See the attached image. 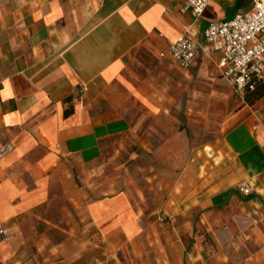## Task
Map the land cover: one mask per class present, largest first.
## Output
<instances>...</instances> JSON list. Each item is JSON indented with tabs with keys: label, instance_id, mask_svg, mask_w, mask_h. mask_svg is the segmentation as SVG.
<instances>
[{
	"label": "crops",
	"instance_id": "crops-1",
	"mask_svg": "<svg viewBox=\"0 0 264 264\" xmlns=\"http://www.w3.org/2000/svg\"><path fill=\"white\" fill-rule=\"evenodd\" d=\"M183 2L0 0V148L11 146L0 154V264H264V95L229 110L220 75L197 78L219 74L200 47L189 68L170 65V89L139 70L156 60L149 69L164 75L169 42L188 28L202 44L209 22L250 0H210L198 22ZM196 84L210 87L202 108ZM181 110L186 127L154 144L144 123L158 131ZM211 117L213 135L193 137L192 122ZM137 143L145 184L118 189L116 156ZM244 181L249 195L236 190Z\"/></svg>",
	"mask_w": 264,
	"mask_h": 264
},
{
	"label": "built area",
	"instance_id": "built-area-1",
	"mask_svg": "<svg viewBox=\"0 0 264 264\" xmlns=\"http://www.w3.org/2000/svg\"><path fill=\"white\" fill-rule=\"evenodd\" d=\"M210 0H184L181 13L188 12L198 22ZM202 44L188 28L174 41L169 42L166 53L182 69L189 68L198 48L208 55H216L221 79L241 95L252 90L256 82L264 83V0H250V7L236 12L231 18L209 22L202 29ZM201 44V46H200ZM264 126V123L262 124ZM10 145L0 148V154L9 150ZM236 190L242 195L252 192L247 182H241ZM7 231L0 229V239H6Z\"/></svg>",
	"mask_w": 264,
	"mask_h": 264
},
{
	"label": "rangeland",
	"instance_id": "rangeland-1",
	"mask_svg": "<svg viewBox=\"0 0 264 264\" xmlns=\"http://www.w3.org/2000/svg\"><path fill=\"white\" fill-rule=\"evenodd\" d=\"M250 7V2L247 5V9ZM142 56V55H141ZM143 59V57H142ZM165 60V59H163ZM162 60V61H163ZM148 62H152L153 61H147L146 65L142 64L140 65L139 70H141L143 75H148L151 76L152 78H155L158 81L159 85H162L164 87V89L167 88H171V80H170V76L176 78L179 77L180 75L177 73H174V71L170 68V65H174L172 61H168L165 60L164 63V71L165 74L160 76L158 73H156L155 70L153 69H149V63ZM168 63V64H167ZM154 65L157 64L156 60H154ZM174 73V74H172ZM172 74V75H171ZM168 75V76H167ZM212 77V78H216L217 80L220 79L219 74H218V70L216 69L215 66V70L211 69V74H201L198 75L197 78H201V77ZM168 79V81H167ZM209 86H204L202 84H196L195 86V92L197 94V98L195 99V107L196 108H202L203 107V103H202V94L205 93H210L209 92ZM217 90L218 94H221V96H225L226 100H227V106L229 108V110H232L233 108H236L240 101L243 99V96L240 93L235 92L233 89L230 88L229 85H227L226 83L220 81V85L215 87ZM214 94V92H212ZM199 95V96H198ZM180 108L184 109L187 108V89H183L181 90V94H180ZM219 109V104L218 102H215V105L212 106V110H217ZM184 111L181 110V115L179 117H177L176 119L172 120L170 118H159L157 119L160 124H158V131L155 129V127L153 125H155L153 122H151L152 120L149 119L148 122H145L144 124V128H148L149 134L151 133V140L154 144H156L161 137H165L166 136V131L167 130H172L176 125H183V127L185 128V124L187 123V118L186 116H184L182 113ZM151 120V121H150ZM155 120V119H153ZM204 120L206 121L204 123ZM217 123H218V118L216 117H211V118H206V119H196V122H192V125L190 126V131L193 133V137H196V139L200 138L202 139L204 136L206 137H210L211 135H213V133L216 130L217 127ZM189 127V126H188ZM160 129H163L164 133H160ZM138 129L136 133L137 137L141 136L144 138L145 135H141L140 133H138ZM194 133H196V135H194ZM148 138H150V135H147ZM132 141L135 142L136 139L132 137ZM128 144L130 145V142H128ZM124 147V144H122ZM126 154H124L123 151H121L120 154H117L116 159H115V163L117 164L118 162H120V165H116L115 169H111V173H115L116 178H117V188L118 189H124L126 187L128 188H132V189H139V187L142 189L144 184L143 183V173L148 172L145 168V166L141 165L140 159H143L144 157L142 156L141 152H140V148L138 147V143L137 144H132L130 147H128V149L126 150ZM150 155V154H149ZM151 156V155H150ZM107 158V157H105ZM123 164V165H122ZM108 167L109 166H105L104 167V171L105 173L108 172ZM119 183V184H118ZM50 236L53 238L54 241H62V242H66L68 241L67 236L59 231H50ZM67 247H65L66 249ZM63 249V250H65ZM66 252V251H64Z\"/></svg>",
	"mask_w": 264,
	"mask_h": 264
},
{
	"label": "trees",
	"instance_id": "trees-1",
	"mask_svg": "<svg viewBox=\"0 0 264 264\" xmlns=\"http://www.w3.org/2000/svg\"><path fill=\"white\" fill-rule=\"evenodd\" d=\"M239 6V2H238ZM264 95V83L256 82L252 90H245L242 94L243 101L247 105H253L257 100H259Z\"/></svg>",
	"mask_w": 264,
	"mask_h": 264
}]
</instances>
